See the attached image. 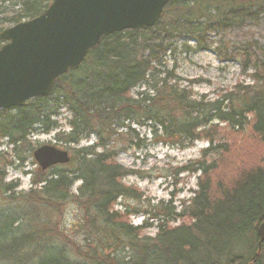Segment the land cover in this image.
<instances>
[{
  "label": "trees",
  "instance_id": "trees-1",
  "mask_svg": "<svg viewBox=\"0 0 264 264\" xmlns=\"http://www.w3.org/2000/svg\"><path fill=\"white\" fill-rule=\"evenodd\" d=\"M4 4L10 11L0 18V32L40 15L49 0H0ZM214 33L220 35L214 49L224 60L238 62L251 84L236 85L212 101L195 100L174 88V74L162 60L173 51L174 39L190 37L200 46ZM229 33L236 42L225 43ZM140 86L146 89L132 98L131 90ZM62 109L70 118L68 131L59 130L54 139L69 152L72 170L34 175V189L15 196L17 185L4 183L8 162L0 152V200L7 201L0 207V264H264V243L257 255V227L264 221V159L246 149L255 161L241 157L238 161L246 164L237 167L233 161L238 158H227L232 149L222 139L213 140L212 127L223 124L228 135H242L249 127L251 138L264 144V0H172L152 28L102 39L78 70L56 80L48 96L0 110V145L15 153L28 146L32 133L58 129ZM143 123H149L155 137L160 134L162 144L203 140L207 147L192 167L178 169L198 174L193 197L178 212L170 203L149 207L153 223L133 226L126 214L113 210L118 199L139 198L121 183L129 172L115 162L114 148L120 150L121 135L137 140L130 136V125ZM90 135L95 138L91 146L72 148ZM211 154L219 157L207 161ZM75 182L80 186L71 193ZM74 196L85 212L75 226L81 233L78 242L50 223ZM14 201L19 202L12 206ZM153 224L155 235L145 234Z\"/></svg>",
  "mask_w": 264,
  "mask_h": 264
},
{
  "label": "rangeland",
  "instance_id": "rangeland-1",
  "mask_svg": "<svg viewBox=\"0 0 264 264\" xmlns=\"http://www.w3.org/2000/svg\"><path fill=\"white\" fill-rule=\"evenodd\" d=\"M8 6L10 5H0V18L7 16L10 11V8L7 9ZM248 35L256 37V32L249 31ZM232 36V33L227 34L225 43L232 44L236 42L237 40H231ZM219 38L220 35L216 33L207 35L205 41L200 44L201 48L190 37H179L173 40V51H168L162 61H167L166 70H171L174 74L175 79L171 81V84L175 89L188 91L190 97L195 100L212 101L225 93L233 91L236 85L251 84L247 77L242 76L238 62L224 60L222 54L214 49L216 44L220 42ZM203 45H206V47H203ZM227 51L229 50L227 49ZM145 89L144 86L136 87L131 90L130 95L132 98L137 99L138 94ZM59 114L56 119L58 129L50 133L39 131L32 133L29 136L28 146L21 147L15 153H12L9 146L0 145V152L7 155L8 162L4 169V183L17 185L14 189L15 196L34 189L31 186L34 175L44 173L43 176H46L48 174L47 171L41 172L39 170L32 158V152L41 145H53L55 143L54 134L59 130L62 132L68 131L66 123L70 119L69 115L63 109L59 110ZM144 123L142 126L130 125L133 130L130 136L133 138L136 136L137 140L121 135L123 144L120 145V150L117 146L114 148L118 152L117 156L114 157L115 162L129 172L121 180V183L134 189L139 198L138 200L128 197L118 199L113 206V210L120 214H126V219L133 226H143L145 221H148V224L153 223L150 220L152 213L149 207L153 208L160 204L170 203L178 212L180 206L193 197V193L197 190L198 174L180 173L178 169L192 167L196 161L202 159V151L207 147V142L203 140H196L192 143L182 141L177 144H162L158 138L160 134L155 137L151 133L153 129L149 123ZM212 127L216 128L213 131V140L217 142L222 139L223 143L229 149H232L227 158L228 160L229 158H238L233 161L237 167L238 164H246L242 160L238 161L241 157L252 162L255 161L254 158L248 156L249 152L253 157L262 155L261 157L264 159V144H260L258 139L251 138L249 127L242 135H235L236 131H232L228 135L229 131L223 124L213 125ZM125 131L126 129H123L119 132L125 133ZM202 136L204 135L202 134ZM94 142V136L90 135L82 138L78 146L72 148L91 146ZM135 144H138V146ZM257 145L258 147H256ZM57 146L64 149V146ZM246 149L250 151L247 152ZM218 157L219 155L211 154L207 161ZM67 165L55 166L49 169L48 172L73 169V167ZM225 165L226 170L233 174L234 169L227 163ZM231 173H227L226 177H231ZM79 186L80 182H75L71 193H75ZM75 198L76 196L71 198L67 204L62 205L58 213L50 218V223L53 228L56 226L57 229H54L59 233L61 232L68 240L78 242L81 240V233L75 229V226L84 218L85 212L82 203L75 200ZM18 202L14 201L11 205L15 206ZM6 203V200H0V207H6ZM134 211L138 214L134 215ZM156 231L153 224L152 227L145 229L144 233L154 236Z\"/></svg>",
  "mask_w": 264,
  "mask_h": 264
},
{
  "label": "water",
  "instance_id": "water-1",
  "mask_svg": "<svg viewBox=\"0 0 264 264\" xmlns=\"http://www.w3.org/2000/svg\"><path fill=\"white\" fill-rule=\"evenodd\" d=\"M171 0H50L37 17L0 33V110L22 107L49 94L58 77L79 68L100 41L114 33L153 27ZM39 170L67 164L69 155L52 146L32 153ZM257 255L264 221L257 227ZM253 264V263H248Z\"/></svg>",
  "mask_w": 264,
  "mask_h": 264
}]
</instances>
